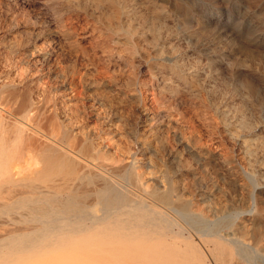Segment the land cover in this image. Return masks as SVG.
I'll return each instance as SVG.
<instances>
[{"label":"bare ground","instance_id":"obj_1","mask_svg":"<svg viewBox=\"0 0 264 264\" xmlns=\"http://www.w3.org/2000/svg\"><path fill=\"white\" fill-rule=\"evenodd\" d=\"M218 1L0 0V264H257L264 192L219 205L217 179L194 181L188 157L214 154L203 130L216 127L192 98L203 71L238 80L217 52L200 71L194 42L230 32L254 51L246 18L234 25ZM91 6L104 29L81 15Z\"/></svg>","mask_w":264,"mask_h":264},{"label":"rangeland","instance_id":"obj_2","mask_svg":"<svg viewBox=\"0 0 264 264\" xmlns=\"http://www.w3.org/2000/svg\"><path fill=\"white\" fill-rule=\"evenodd\" d=\"M59 1L64 2L65 0ZM250 1L251 3L247 0H219L218 2L225 11L232 12L234 25L236 21L244 22L243 18H246L252 34L256 38L253 45L254 51L251 55H243L241 52L242 41L236 39L230 32L223 33L214 43H210L211 39L214 38L203 34L202 42H194L193 44L201 53L200 63L198 64L200 71L209 68V60L213 58L214 52H217V60L220 61L219 64L224 75L235 74V77L238 78L236 81L220 82V84L215 85L214 79H210L203 71V89L200 93L193 92L192 96L197 103L196 106L205 111L207 114L206 119L216 127L217 131V133H213L207 127H205L206 130H203V133L209 130L204 134V140L214 149L213 159L208 160L209 164L205 163L203 166L199 163V158L188 156L193 158L192 160L189 159L193 169H197L200 173L201 168L202 172V179L197 178L194 181H198L204 187L212 188L214 186L213 181L217 179L220 191H218L219 202L217 203L222 206L246 204L250 201L252 192L256 190L264 192V55L259 53L260 47L263 46L261 42H264V0ZM86 10L83 11L86 14H80L87 16L86 20H89L90 23H96L99 29H104L99 10L93 6L87 7ZM171 25L180 32L178 22ZM234 25L232 23V26ZM91 33L92 29L88 28L85 35L90 36ZM207 36L210 37L208 38L210 40H207ZM226 37H229V39ZM123 42L127 43V39L125 38ZM186 51L185 48H182L175 56L165 54V57L174 60L175 57H178L177 60H179V56L184 55ZM165 57H162L159 53L153 54L149 65L153 67L154 72L157 73L158 71V64L156 63H160V59ZM230 63L234 65L229 66ZM140 72L142 75L146 74V65L141 68ZM249 85L252 86L253 90L250 95L251 98L248 99L247 97L246 99L247 94L245 92L250 91ZM198 93L203 95L202 100L196 98ZM161 111L166 112L169 109L163 108ZM171 111L174 112V110ZM243 117L255 124L252 131H247L241 127L240 123ZM257 129L259 130L256 132ZM251 132L256 134L253 135ZM258 135H261V137ZM226 154L231 155V160L228 161L227 165H223L225 171L219 172L220 175L216 174L215 161L220 160L222 162V157ZM236 173L240 180L235 175ZM248 243H251L249 251L251 250V254L255 255L256 258H254L257 264H264V244L259 245L258 242L253 240V236L249 238Z\"/></svg>","mask_w":264,"mask_h":264}]
</instances>
